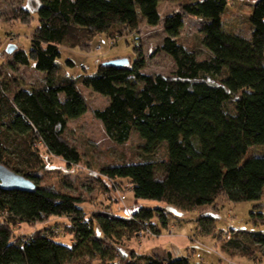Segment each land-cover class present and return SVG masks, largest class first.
I'll return each instance as SVG.
<instances>
[{"label": "trees", "instance_id": "obj_1", "mask_svg": "<svg viewBox=\"0 0 264 264\" xmlns=\"http://www.w3.org/2000/svg\"><path fill=\"white\" fill-rule=\"evenodd\" d=\"M228 1L190 0L164 15V38L155 54L171 57V75L143 73L145 59L138 45L136 59L126 67L104 63L92 75L69 77L57 63L61 47H89L102 33L124 38L137 31L140 19L156 27L160 0H36L30 48H16L11 55L15 65L44 73L43 85L9 96L0 81V165L34 185L31 192L0 189V264H72L81 258H97L100 264H191L168 253L124 255L105 246L115 247L122 236L145 230L158 234L152 220L158 218L166 228L165 208L140 207L126 218L102 211L88 218L79 196L40 183L39 174L47 169L44 157L68 166L82 160L65 137L68 122L87 111L79 86L108 99L93 116L111 142L123 145L132 135L140 140L139 161L99 169L113 188L126 181L135 200L185 213L214 209L220 201L260 202L250 220L264 227V155L247 157L250 148L264 147V0L252 2L247 39L223 30ZM18 11L21 18L14 19L25 23L29 10ZM187 18L199 22L206 58L198 59L179 40ZM160 149L164 156L153 159ZM50 217L68 221L62 228L70 245L56 240L58 223L31 235H14L17 226ZM202 219L207 232L212 218ZM231 233L223 245L228 253L248 256L264 249V232Z\"/></svg>", "mask_w": 264, "mask_h": 264}, {"label": "rangeland", "instance_id": "obj_2", "mask_svg": "<svg viewBox=\"0 0 264 264\" xmlns=\"http://www.w3.org/2000/svg\"><path fill=\"white\" fill-rule=\"evenodd\" d=\"M190 0H160V24L149 27L145 21L139 20L137 31L124 38H108L105 34L96 35L89 47L60 48V58L57 63L62 73L69 77H77L83 73L92 75L100 64L115 60H127L132 63L136 59L135 48H141L145 59L143 73H157L164 76L171 75L175 69L170 56L156 53L164 34L162 19L165 14L176 10L177 6ZM253 0H229L222 16L224 32L249 38L251 26L249 18L252 12ZM36 0H0V81L7 86L11 96L18 89L34 90L43 85L44 73L36 72L31 66L23 67L13 63L12 55L7 54L9 45L17 50L28 51L30 36L37 27V18L33 8ZM20 8L29 10L30 18L24 23L14 19L21 18ZM18 11V12H17ZM199 22L185 19L179 40L193 49L198 59L206 58V51L200 44L198 32ZM67 62H71L69 66ZM79 90L87 106L86 113L77 120L68 122L65 137L75 146L82 156L79 165L68 166L61 159L52 156L44 157L47 169L41 172L40 183L52 186L64 193L79 196L82 208L89 218L95 212H109L126 218L140 207H162L167 210V227H163L158 218L152 223L159 229L158 234L147 230L137 236H122L119 243L112 247L105 246L110 251L120 250L124 255L133 251L136 254H170L173 259L186 257L191 264H264L263 248L256 249L250 255L243 256L237 251L226 252L224 243L231 237V231L264 232V227L254 224L250 220V212L260 202H219L218 207L203 208L196 212H180L166 207L162 203L149 200H135L131 188L126 181L119 182L116 188L99 174V169L105 165L123 162L139 161L140 140L132 135L123 145L111 142L105 135L101 122L94 118L93 111L103 109L108 99L91 89L79 86ZM42 153L44 151L42 150ZM264 155V147L250 148L247 157ZM164 156L163 149L153 159ZM264 213V212H263ZM210 217L212 222L207 232L203 231L202 218ZM58 223L57 241L70 245L71 237L62 228L69 224L65 219L50 217L43 223L32 226L21 224L14 229L15 236H27L43 226H53ZM118 246V247H117ZM110 248V249H109ZM72 264H100L97 258H81ZM119 264H123L122 261Z\"/></svg>", "mask_w": 264, "mask_h": 264}, {"label": "water", "instance_id": "obj_3", "mask_svg": "<svg viewBox=\"0 0 264 264\" xmlns=\"http://www.w3.org/2000/svg\"><path fill=\"white\" fill-rule=\"evenodd\" d=\"M16 50V46L9 45L6 49L7 54H12ZM107 64L126 67L128 65L127 60H115ZM0 189L7 191H22L31 192L34 190L33 183L24 178L23 176L8 170L3 165H0Z\"/></svg>", "mask_w": 264, "mask_h": 264}]
</instances>
